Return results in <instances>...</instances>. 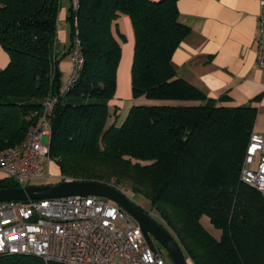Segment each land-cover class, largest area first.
Wrapping results in <instances>:
<instances>
[{
  "label": "trees",
  "instance_id": "trees-1",
  "mask_svg": "<svg viewBox=\"0 0 264 264\" xmlns=\"http://www.w3.org/2000/svg\"><path fill=\"white\" fill-rule=\"evenodd\" d=\"M178 1L79 0L77 10L71 5L69 53L78 35L84 65L62 92L55 53L62 0H0V45L10 55L0 70V152L21 143L42 115L44 100L57 97L49 116L50 156L62 174L142 186L133 190L151 202L161 218L156 220L194 264H264V194L241 179L257 107L219 104L177 75L172 56L190 32L180 21ZM122 15L129 16L135 34L133 97L197 104L133 105L123 124L109 123L119 111L110 102L127 41L117 22ZM13 186L20 185L0 179V187ZM204 214L222 230L220 239L202 225ZM0 264L47 263L5 254Z\"/></svg>",
  "mask_w": 264,
  "mask_h": 264
},
{
  "label": "built area",
  "instance_id": "built-area-1",
  "mask_svg": "<svg viewBox=\"0 0 264 264\" xmlns=\"http://www.w3.org/2000/svg\"><path fill=\"white\" fill-rule=\"evenodd\" d=\"M73 7L78 9L79 0H73ZM257 44V63L264 67V0H260ZM70 56L71 69L62 92L74 84L84 65L78 35ZM56 100L47 97L42 115L30 126L25 139L0 152V179L6 177L20 186L47 176L60 181L79 180L48 170L53 162L49 116ZM241 179L264 194V132L252 131L250 135ZM157 250L154 252L148 244L138 222L104 196L76 194L0 202V256L34 255L47 264H167Z\"/></svg>",
  "mask_w": 264,
  "mask_h": 264
},
{
  "label": "crops",
  "instance_id": "crops-1",
  "mask_svg": "<svg viewBox=\"0 0 264 264\" xmlns=\"http://www.w3.org/2000/svg\"><path fill=\"white\" fill-rule=\"evenodd\" d=\"M71 5L73 0H62L55 46L65 83L71 69V24L68 19ZM178 8L180 21L190 27V32L172 56L177 75L204 91L207 96L217 99L219 104L257 107L253 131L264 132V67L257 63L260 0H179ZM121 18L126 24H130L128 30L120 28L127 36V41L122 42L123 55V47L130 41V37L135 46V34L129 16L122 15L118 20ZM133 55L134 47L131 66ZM9 62V53L0 45V70ZM121 64L122 60L118 68V87ZM65 83L63 82L62 90ZM118 87L110 104L112 107L118 106L119 111L116 117L109 119V123L115 122L119 126L123 124L133 105L158 102L198 103L152 100L145 96L134 98L132 89L128 88L126 94L117 95Z\"/></svg>",
  "mask_w": 264,
  "mask_h": 264
},
{
  "label": "water",
  "instance_id": "water-1",
  "mask_svg": "<svg viewBox=\"0 0 264 264\" xmlns=\"http://www.w3.org/2000/svg\"><path fill=\"white\" fill-rule=\"evenodd\" d=\"M100 195L115 201L140 225L148 244L157 252L156 243L163 246L173 264H188L187 256L178 238L166 230L156 218L118 187L99 181H60L57 183L0 187V202L33 200L68 195Z\"/></svg>",
  "mask_w": 264,
  "mask_h": 264
},
{
  "label": "rangeland",
  "instance_id": "rangeland-1",
  "mask_svg": "<svg viewBox=\"0 0 264 264\" xmlns=\"http://www.w3.org/2000/svg\"><path fill=\"white\" fill-rule=\"evenodd\" d=\"M119 22V26L120 28H122V30L124 28H126L127 30L130 29V24H126V22L123 20V18H121V20H118ZM133 47H134V40L132 37H130V41L128 43H126L124 45V54L121 57L122 60V64H121V68L119 70V87H118V94L117 95H122V94H126L127 88L130 90L131 89V57H132V52H133ZM66 80V79H65ZM65 80H63V82L65 83ZM123 89V91H122ZM124 96V95H123ZM146 104H158V103H146ZM162 104H166L165 102ZM125 111H123L124 114ZM47 140V137H45V140ZM48 170L51 174L53 175H59L61 172L59 170L58 165L55 164V161L53 160L52 164H50L48 166ZM47 170V172H48ZM2 173H0V178H1ZM60 182V179L58 177H43V178H39V179H35L33 180L30 184H47V183H57ZM113 182L116 185V187H118L119 189H121L123 192H125L131 199H133L136 203L140 204L141 206H143V208L147 211V212H152V214H155V218L158 219L160 218L158 216V212L156 211V209H154L151 205V202L144 196V194L138 192V191H134V187H136L137 189L143 188L142 186H140L139 184L129 180V179H124L123 181L120 182H116L113 180ZM161 219V218H160ZM201 223L204 226V228L210 232L215 238L220 239L222 237V230L218 227H216L209 216H207L206 214L201 216ZM160 251L162 252L164 258L166 259L167 264H173L169 253L167 252V250L161 246L160 244L158 245ZM187 256V260H188V264H194L191 260V258L186 254Z\"/></svg>",
  "mask_w": 264,
  "mask_h": 264
},
{
  "label": "flooded vegetation",
  "instance_id": "flooded-vegetation-1",
  "mask_svg": "<svg viewBox=\"0 0 264 264\" xmlns=\"http://www.w3.org/2000/svg\"><path fill=\"white\" fill-rule=\"evenodd\" d=\"M156 245H157V248L159 249V247H158V245H159V244H158V243H156Z\"/></svg>",
  "mask_w": 264,
  "mask_h": 264
}]
</instances>
